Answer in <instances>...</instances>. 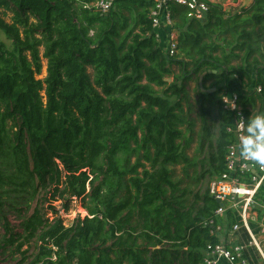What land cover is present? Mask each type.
<instances>
[{
    "label": "trees",
    "instance_id": "16d2710c",
    "mask_svg": "<svg viewBox=\"0 0 264 264\" xmlns=\"http://www.w3.org/2000/svg\"><path fill=\"white\" fill-rule=\"evenodd\" d=\"M94 2L0 0V10L12 15L11 24L0 18V31L14 47L0 43V190L10 184L34 197L53 189L64 212L77 200L87 213L70 225L61 217L46 225L36 208L22 228L31 238L45 227V247L28 264H202L205 245L216 243L204 224L218 204L206 191L187 206L174 196L171 177L173 167L191 162L184 151L192 124L182 129L186 84L216 72L205 77L216 91H198L199 149L210 151L213 177L233 141L221 95L235 92L247 101L244 88L256 85L264 94V0L230 13L206 1L204 20L168 0L178 32L175 58L155 36L153 0H114L104 14L87 7ZM40 46L44 80L35 78ZM127 175H135L129 185Z\"/></svg>",
    "mask_w": 264,
    "mask_h": 264
},
{
    "label": "built area",
    "instance_id": "2783aa9c",
    "mask_svg": "<svg viewBox=\"0 0 264 264\" xmlns=\"http://www.w3.org/2000/svg\"><path fill=\"white\" fill-rule=\"evenodd\" d=\"M114 0H96L90 6L102 14L107 13L112 7ZM154 7L149 13L152 28L161 30L165 36L164 54L169 58L177 56L176 29L168 8V0H153ZM179 5L186 6L189 10L188 17L202 19L207 12L208 5L203 0H175ZM158 40V35L155 32ZM261 93V87L256 88ZM234 104L236 105L233 108ZM220 105L230 118L231 123L225 129L226 133L233 138L227 146L223 158V171L213 176L207 186L208 196L218 207L212 217L206 222L209 236L216 238L225 233L229 239L239 235L242 230L248 239L236 245L227 247L222 242H208L203 249L202 264H264V222L258 221L256 206L264 211V197L256 199L258 192L264 184V166L256 162L239 157L238 125L240 118L246 117L239 105V98L235 93H225L220 97ZM230 212L235 222L230 229L225 230L220 220ZM256 222L259 228L258 235L251 228V223ZM250 250H253L252 252Z\"/></svg>",
    "mask_w": 264,
    "mask_h": 264
},
{
    "label": "rangeland",
    "instance_id": "374dc122",
    "mask_svg": "<svg viewBox=\"0 0 264 264\" xmlns=\"http://www.w3.org/2000/svg\"><path fill=\"white\" fill-rule=\"evenodd\" d=\"M0 18L6 23H12V15L10 12L0 10ZM155 31H159L156 29ZM35 40L39 39V35L35 34ZM163 41L161 36V41ZM0 43L4 45L5 49L8 51H13L14 47L12 41L5 36V34L0 31ZM41 72L36 74L37 80H44L47 75V60L43 57L44 47H38ZM175 74H180L177 67H173ZM90 72V69H89ZM203 78V77H202ZM166 83L170 84L173 81V75L165 79ZM203 81L200 83L199 78H193V80L186 84V102L183 103V112L185 124L182 126L183 131L187 127V122L191 123L192 127L187 138H189L188 147L185 148L186 155L190 158L191 162L188 165H177L172 168V180L176 185L174 196L180 198L181 201L187 206L194 201V196H202L207 191L208 183L211 179L209 174V167L207 159L209 157L210 151L207 147L204 149H199L200 134H201V120L199 115V94L198 91L204 90ZM181 81H178L180 84ZM211 85V82L208 86ZM158 89V88H156ZM43 95V94H42ZM175 99L172 98L171 101ZM257 114V111H256ZM210 128L217 135V123L215 120L209 119ZM135 158L131 159V165L135 163ZM143 163V161H141ZM143 171L142 168H138V174ZM135 177V175L126 176V185H129V179ZM10 184L6 185L0 190V264H28L36 257L42 254V247L45 245L42 243L41 234L46 228L40 229L33 237L29 238L26 233H24L22 228V222L33 214L34 210L37 208L40 215L43 218H47L48 222L45 224H51L53 219L56 217H61L64 220V225H70L78 217L84 218L87 213L81 207V203L77 200H73L68 212H64L62 209V201L55 196L54 200L52 195L54 194L53 189L47 190L45 192H38L34 197L29 196V194H23L22 192H15L19 190ZM62 190V188L60 189ZM124 195V194H123ZM65 198V196L63 197ZM50 208H52L50 210ZM8 225L9 233H7L4 228L5 221ZM7 233V234H6ZM13 238L12 243H7V240Z\"/></svg>",
    "mask_w": 264,
    "mask_h": 264
},
{
    "label": "crops",
    "instance_id": "0c3cea01",
    "mask_svg": "<svg viewBox=\"0 0 264 264\" xmlns=\"http://www.w3.org/2000/svg\"><path fill=\"white\" fill-rule=\"evenodd\" d=\"M206 1L221 6L222 11L224 13H230L234 9H239V8L250 6V4L254 0H206ZM205 15H204V17H205ZM155 32L158 35V42H159V40L161 41V36L163 37V41H162V43L160 45H162V48H163L162 50L164 52V42H165L164 33L161 30L155 31ZM176 37L178 39L177 30H176ZM177 42H178V40H177ZM215 73H213V71H209V72H204V73L200 74L199 77L203 76V78L201 80V81H203L202 84L204 83V90H201L202 92L205 91L207 93H212V92L216 91L217 88L213 86L214 80H212V79L205 80V77H206L207 74H215ZM193 78L196 79V77L193 76L191 81L193 80ZM191 81H189V83ZM210 82H211V85L208 86V84ZM234 82L237 83V80L235 79ZM257 87L258 86L256 85V86H252L250 88H244V91L249 93V95L247 97V101H248L249 98H253V100L250 103H248L246 100H241L239 95L237 93H235V92H225V93H228V94L235 93L238 96V98H239L240 107L242 108L243 111L247 110L250 113V115H249V117H250V116L256 115V111H257V114L264 113V94L257 93L256 92V88ZM259 87H261V86H259ZM251 95H253V97H251ZM228 117L230 118L229 115H228ZM255 211L257 213L258 221H263L264 222V211L259 206H256ZM234 222H235V220H233V223H232V221H231V219H230V217L228 215H226L225 218L220 220V223L223 225L225 230L230 229V227L232 226V224H234ZM250 225H251L252 230L254 232H256V234L258 235L259 228H258L257 223L256 222H252ZM247 239H248L247 234L244 231H242V230L239 232V235L237 237L233 238V239H229L225 235V233L215 238L216 242H222L227 247L236 245V244H238L240 242H243V241H245ZM250 251L252 252L253 250H250ZM220 264H226V263L225 262H221Z\"/></svg>",
    "mask_w": 264,
    "mask_h": 264
},
{
    "label": "clouds",
    "instance_id": "9594fccd",
    "mask_svg": "<svg viewBox=\"0 0 264 264\" xmlns=\"http://www.w3.org/2000/svg\"><path fill=\"white\" fill-rule=\"evenodd\" d=\"M240 120L239 157L264 166V113L250 116L246 123Z\"/></svg>",
    "mask_w": 264,
    "mask_h": 264
},
{
    "label": "water",
    "instance_id": "95a60500",
    "mask_svg": "<svg viewBox=\"0 0 264 264\" xmlns=\"http://www.w3.org/2000/svg\"><path fill=\"white\" fill-rule=\"evenodd\" d=\"M202 20H204V18H202ZM213 73H215V71H213ZM202 77H203V76L200 77V82H201V80H202ZM216 203L218 204L217 201H216Z\"/></svg>",
    "mask_w": 264,
    "mask_h": 264
}]
</instances>
